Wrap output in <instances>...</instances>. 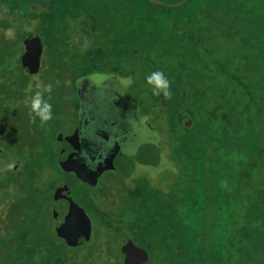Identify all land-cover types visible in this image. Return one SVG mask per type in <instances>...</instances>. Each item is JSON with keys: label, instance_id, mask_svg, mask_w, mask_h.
<instances>
[{"label": "trees", "instance_id": "16d2710c", "mask_svg": "<svg viewBox=\"0 0 264 264\" xmlns=\"http://www.w3.org/2000/svg\"><path fill=\"white\" fill-rule=\"evenodd\" d=\"M37 2L45 6L36 9L33 3ZM245 9L239 0H186L178 7L148 0H0V124L13 116L22 123L18 161L34 176L32 181L43 163L49 164L50 170L57 164L50 142L56 143L55 126L60 113L72 109L76 97L70 84L73 76L78 79L111 72L134 77L135 66H144L138 79L151 89L152 104L169 108L167 134L173 154L188 168L182 175L187 185L178 187L174 183L177 173L170 172L161 180L167 193H131L127 212L135 215V220L121 222L127 233L124 237L137 235L143 239L147 253L157 249L163 260L179 257L189 259L190 264H264V54L260 51L264 30L247 23L252 14ZM80 18H91L97 27L125 18L126 26L132 28L122 27L115 32L118 36L106 29L95 39L98 51L91 52L83 47V42L72 41L66 33L69 20L74 23ZM32 21L34 29L45 35L53 56L50 67L39 73V86L31 82L32 75L21 67L19 59L22 40L28 33L25 27ZM209 26L220 30V34H236L237 44L245 52L239 55L244 64L242 80L234 78L218 61H212L213 78L218 83L220 77L225 81L219 85L220 94L229 97L227 106H222L220 98L212 108L206 105V94L200 101L184 98L180 81L188 67L182 57L191 56V51L198 48L193 39L199 28ZM252 40L258 41L259 47L253 54L249 49L253 47ZM251 57L255 63L260 59L255 65V78L247 74L251 69L243 62L252 61ZM249 63L253 69L255 66ZM157 70L169 81L171 96L165 101L158 99L146 82V77ZM49 84L51 90L45 91L44 86ZM254 90L263 96L253 94ZM37 91L52 105L49 121L41 122L31 111V98ZM182 119H188L191 125L186 126ZM32 181L30 190L25 188L22 192L23 206L22 202L17 203L20 210L14 212L10 205L8 214L0 216V264L90 263L93 255L101 253L94 244L96 238L75 248L66 246L55 235L54 227L47 226L49 219L54 222L52 203L42 212L36 210L40 192ZM7 187L3 185L1 189ZM53 188L49 185L47 194ZM97 195L104 202L94 192L93 196ZM228 198L230 206L234 204L233 210L242 213L239 218L232 217L237 222L231 229L226 225L228 216L223 213L224 207L229 206ZM116 218V213L108 212L105 222L121 220ZM105 242L108 255L104 263L120 264L122 255L116 241ZM230 242L234 246L225 248Z\"/></svg>", "mask_w": 264, "mask_h": 264}, {"label": "rangeland", "instance_id": "374dc122", "mask_svg": "<svg viewBox=\"0 0 264 264\" xmlns=\"http://www.w3.org/2000/svg\"><path fill=\"white\" fill-rule=\"evenodd\" d=\"M164 2L165 4H174L179 2L178 0H160ZM240 4L244 6V9L247 8L252 15L248 17L247 23L251 25H259L264 30V0H239ZM34 7L36 9L43 8L45 5L44 3H33ZM145 9V8H142ZM147 9V7H146ZM246 10V9H245ZM1 14V13H0ZM130 17V16H129ZM123 21H122V20ZM200 20V18H199ZM201 21V20H200ZM72 21L69 20L70 25L67 27L66 33L71 37V40L82 44L86 40L87 47L86 50L88 51L90 49L91 52L98 51V49L95 48L96 42L95 39L101 35L102 32L106 31L108 29L109 33L116 34V31H119L122 27L125 26L127 30H130L132 28V25L126 26V19L125 18H118V22L115 24H109V25H102V27L99 25L98 27L93 23L91 18H80L76 22L71 23ZM35 21L30 22L25 27V31L27 32H34L38 35V37L41 40L43 50L41 55V62H40V69L39 72L36 75H32L31 82L34 83L36 86H39L40 79H41V70H45L46 67H50L51 62L53 61V56L51 55V50L48 49L45 35L41 32L39 29H34ZM223 28L222 26H220ZM209 29V31H208ZM207 27L206 28H199L197 32V37L193 39L194 41L198 43V48L195 50V48L191 51V56H183L181 61H185L188 63L186 74L182 73L180 77L181 86L184 90V98H186L189 101H193L194 99L196 101L202 100V96L206 94V105L212 108L215 101H218L220 98L223 100L222 106H227L229 97L228 94L225 95L226 98L223 96V94H220L219 85L220 83L225 84V81H223V77L219 78V83L215 81L213 68L214 66L211 64L213 60L218 61L221 63V65L225 68L226 71H228L234 78H238L239 80L244 79L243 74V66L242 60L239 58V55H244L245 52L239 48V45L237 44V36L236 34L232 32H226L224 34H220L221 31L214 27ZM122 30V29H121ZM11 34V32H10ZM118 36V34L114 35ZM121 37V36H119ZM262 38V35H260ZM192 40V39H191ZM192 40V41H193ZM253 45V47L249 48L253 52L256 50H259V47L257 45L258 41H250ZM195 47V46H194ZM261 54H264V46L263 48H260ZM140 53L141 52H137ZM252 61H243L246 62V68H250L251 71H248L247 74H249L251 77L256 76L255 70L257 68L255 59L253 57ZM249 62L253 63V66H255L253 69ZM260 63V59L258 60V64ZM185 68V66H183ZM142 70H144V66H135L134 69V77L132 76H123L121 77H129L130 80H133L132 85L134 88L128 89L127 93L125 94L128 101L132 102L141 112V114L145 115L147 117V124L154 128L155 131L160 135L163 146L156 150L155 144L153 142H148L147 145L144 147V151L148 153V157H150V160L155 161L157 158V152L163 151L166 155H168V159L170 162H172L173 167L176 170L177 179H175V182L178 187L183 188L187 185V180L183 179L182 175L184 172H187V169L185 165H183L181 162L179 163L177 157L175 154H173V147L172 143L169 142L167 130L169 128V124H166V115L168 114L169 108L167 106H163L162 104L154 105L152 104V100L150 98V91L145 83L141 81L140 78L142 73ZM99 74L104 75L105 79H107L106 83L111 82L109 78L117 77L114 75V73L111 72H97ZM262 73V72H260ZM98 75V74H95ZM119 75V74H117ZM51 75L48 76V80H50ZM119 77H117L118 79ZM77 80V77L72 78L70 81V84L72 86L73 92L75 94V82ZM124 84H127L128 79H122ZM42 81V80H41ZM83 83V82H82ZM133 83H136L134 85ZM69 84V82H68ZM102 80L100 81H94L92 84L90 82H84V87L93 89L90 92L91 94L97 93L96 89L101 90L103 87ZM101 85V86H100ZM253 94L257 96H263V93L259 94L255 90L253 91ZM96 96V94H95ZM157 98L161 101H165L167 98L163 96V94L157 95ZM74 107V111L76 112V101H73L72 108ZM224 108V107H223ZM222 109V108H221ZM217 111V110H216ZM72 111L69 109H64L62 113H60L56 128V137L60 134V140H64L67 135H71L73 133V128H70L75 119L74 116L71 114ZM74 112V113H75ZM216 114V112H215ZM183 120V119H182ZM15 116L11 118H7V120H2L0 124V149H3L2 154H0V216H3L4 214H8V210L10 208V205L12 207V210L14 212L19 211L20 209H17L18 206H20L19 202H24V194L22 193L25 188H29L30 190V183L32 181V178L34 176L31 175V173L28 170L23 169L21 163L18 160L19 156L17 153L19 149V142L21 141V134L23 130V126H21V122L16 121ZM186 121V119L183 120V122ZM191 125V122L189 121L188 126ZM58 143V142H57ZM55 145V147H54ZM53 145V141L50 142V148L53 152V155H56V152L58 150V147L56 146V143ZM212 148H215L213 146ZM14 160V161H13ZM16 160V161H15ZM49 160L53 162L52 155H49ZM48 160V163H49ZM40 161L38 165H40ZM56 164V163H55ZM54 166L53 170L47 168L49 164L43 163L39 168H41L37 173L38 177L32 181V185H35L40 192L38 194V201L39 207L36 209L39 212H42L41 209H44L47 205H50V196L49 193L47 194V191L49 190V185H58L59 183H66L73 191L74 189L77 190L78 196L81 195V197L77 196L78 201L82 204L83 210L86 213V215L89 217L91 221V227L96 228V232L94 233V229L91 230V239L94 240L95 246H99V249L101 250V253L99 255H93L92 260H90V263L86 264H105L104 260H107L108 253L106 252V240H109L110 242L116 241V247L118 249V242L120 238L127 235L125 232L123 224L121 222H130L131 220H135V215H132L131 213L127 212V197L131 195V193H136L138 191L140 192H147V190H150V188L145 184V181L143 178L138 177L136 180H139L137 182L142 183V186L139 187L140 184L137 185V187L133 189V186L130 187L128 182L129 171H131V167H126L125 164H119V172L112 173L108 172L107 174H104L101 176L100 180H97L98 183L94 185H98L97 188H100L102 190V194L104 196V202L101 201V198L94 195V189L95 188H89L85 185H82L79 183L78 179H75V176L71 173L65 172L62 169H60L59 166ZM121 165V166H120ZM56 167L59 168L56 169ZM138 168H136L137 170ZM113 169H109V171H112ZM162 172H166L163 171ZM168 173V172H167ZM170 173V172H169ZM162 174V173H161ZM157 174L155 179L153 181L155 182L158 175ZM173 174V173H172ZM171 175V173H170ZM98 179V177H97ZM141 180V181H140ZM152 181V182H153ZM173 184V183H172ZM3 185H8L7 188L1 189ZM93 185V186H94ZM169 186V185H168ZM173 187V185H171ZM139 187V188H138ZM80 189V190H79ZM153 191L156 192H163L167 193L168 188L166 185H162L159 187H153L151 188ZM28 190V191H29ZM151 191V190H150ZM96 192V189H95ZM28 193V192H27ZM20 194L22 195L21 198H19ZM101 194V195H102ZM134 195V194H133ZM30 199H33V195ZM35 199V198H34ZM19 200V201H18ZM77 202V200H75ZM229 201H231L228 198V203L226 201V204H229V206L224 207V214H227L228 219L226 222H228L226 225L232 228L233 222H237L232 217L236 216L239 218L242 216L241 211L238 209L236 211L233 210L234 204L230 206ZM102 202H103V208H102ZM34 206V205H33ZM54 206V205H53ZM21 207V206H20ZM52 208V206H51ZM50 208V212H51ZM192 210H196L194 207ZM56 211L60 212V215L64 214L61 212H64L62 209L61 204H56ZM109 215L112 213L117 214V218H120L121 220L106 223L105 218L106 215ZM222 213V214H223ZM92 216V217H91ZM226 216V217H227ZM116 218V219H117ZM62 219V216H60L57 221H51L50 219L47 221V226L50 228L51 226L54 227L56 224L55 222H58ZM117 223V224H116ZM96 224V225H95ZM116 228V229H114ZM53 229V228H52ZM100 229V230H99ZM230 229H228L230 231ZM228 232V236H229ZM128 237V236H127ZM130 238V237H128ZM134 244L145 250L142 246L143 239L138 238L137 235H133V238H130ZM88 244V243H86ZM90 246V245H89ZM234 246L233 243H229V245L225 244V248H232ZM91 251V250H88ZM146 251V250H145ZM147 252V251H146ZM87 253V252H86ZM114 254V253H113ZM148 258L150 260L145 264H190V260L187 258H179L174 257L172 259H162L160 258V254L157 249L148 250ZM68 256L71 258L73 256L72 250L68 252ZM122 264V257L121 261Z\"/></svg>", "mask_w": 264, "mask_h": 264}, {"label": "flooded vegetation", "instance_id": "af4514ba", "mask_svg": "<svg viewBox=\"0 0 264 264\" xmlns=\"http://www.w3.org/2000/svg\"><path fill=\"white\" fill-rule=\"evenodd\" d=\"M99 73H93L89 75H94ZM86 75V76H89ZM118 78V81L115 80V82L111 81L109 83H103V87L101 90L96 89L97 93L91 94L92 92L89 88L84 90V96L82 99L78 97L77 90L75 88V99L76 101V112L74 111V107L71 109V114L74 116V123L70 125V128H73V133L71 135H67L65 139L62 141V148L67 149L68 147L71 148L72 146L75 147L78 151L82 148H88L90 149L87 153L84 155V164L87 166L86 161L90 162L94 157L98 158L99 162L101 161V145L102 148L106 150L107 146L109 145L110 151H112V154L108 153V155H103L102 162H100L95 167V171L98 170L100 167L104 165V159H108L109 156H114V160L112 162L113 170H101L98 173V179L100 180L101 176L104 174H107L108 172L117 173L119 172V164L122 165L125 164L126 167H131V171H129V176L127 175V179L130 187L133 186L136 188L138 184L139 187L142 186V183L137 182L139 180H136L138 177H142L145 181L146 186L150 188L153 187H159L162 186L163 183H161V180L165 175L170 174L168 171L161 172L158 175L155 183H153L147 176L150 172L149 169H152L153 167L157 166L159 163L160 154L162 153L163 156L167 161L170 162L168 159V155L163 153V151L157 152V158L155 161H151L150 157H148V153L144 151V146L148 144L149 142V136L151 131L149 130L148 124H147V117L145 115L141 114L139 109L130 101L127 100L125 94L127 93L128 89L134 88L132 85V80L129 79V77H121L120 75L114 74ZM83 76V77H86ZM81 78V77H80ZM122 79H129L127 81V84H124L125 81H122ZM96 94V96H95ZM82 110V111H81ZM75 112V113H74ZM158 134V133H157ZM58 136V135H57ZM160 137V135L158 134ZM87 137L89 139L97 140L98 144L95 142H92L91 146H86L83 144L84 138ZM161 138V137H160ZM162 140V139H161ZM105 143V146L103 144ZM100 145V146H99ZM162 142V146H163ZM161 146V147H162ZM58 150L60 151V145L57 146ZM99 151L98 157L95 156V152ZM156 150H158L156 148ZM97 151V152H98ZM92 152L91 154H89ZM106 152V151H105ZM89 154V155H88ZM76 155H80L78 152ZM56 162H57V152H56ZM172 163V162H171ZM121 166V165H120ZM136 168H138L136 170ZM90 171V170H89ZM87 172V171H86ZM168 172V173H167ZM87 174V173H84ZM94 175V174H93ZM88 182H94L95 179L93 177L87 176L85 177ZM77 179V178H75ZM96 180V184L98 181ZM79 183L82 185H85L89 188H95L94 192L102 196L104 199V196L102 194V190L100 188H97L98 185L90 186L88 183L82 182L78 180ZM141 181V180H140ZM58 185H66V183H59ZM56 185L53 190L52 194L54 192V189L58 186ZM138 187V188H139ZM70 188V187H69ZM71 190V188H70ZM80 190V189H79ZM77 190H71V199L72 201L80 206L83 209L82 204L78 201ZM136 193H141L140 191ZM52 194H51V203L52 208L56 210V204H61L62 209L65 213L68 207V202H66L63 199H60L58 201L52 200ZM102 194V195H101ZM78 197H81L79 195ZM77 200V202L75 201ZM54 205V206H53ZM60 216V212H58V218ZM56 223V222H55ZM92 225V224H91Z\"/></svg>", "mask_w": 264, "mask_h": 264}, {"label": "water", "instance_id": "95a60500", "mask_svg": "<svg viewBox=\"0 0 264 264\" xmlns=\"http://www.w3.org/2000/svg\"><path fill=\"white\" fill-rule=\"evenodd\" d=\"M152 4L156 5H165L167 7H178L186 2V0H180L174 4H165L160 0H148ZM83 47H87L86 40L84 41ZM43 46L40 38L34 32H28L24 36L22 40V51L20 53L19 59L21 67L30 75H35L40 69L41 55H42ZM110 81L115 82L118 81L117 77L109 78ZM102 80L103 83L107 82L104 75H89L86 77L78 78L75 82V88L78 93V97L82 99L84 96V82H92ZM129 80V79H128ZM123 81V80H122ZM130 81V80H129ZM83 82V83H82ZM82 111V110H81ZM189 120L185 121V125L188 126ZM149 126V125H148ZM151 131L149 136V142H153L157 149H160L162 146V140L158 136L157 132L154 128L149 127ZM61 135V134H60ZM60 135L56 137V146L60 145V151H57V164L65 172L71 173L78 180L88 183L90 186H93L97 180L98 173L101 170H109L113 169L112 162L114 160V156H109L108 159H104V165L95 171V167L99 166L98 164L102 162L103 155H108V153L112 154L110 151L109 145L106 150L102 148L101 145V161L99 162L98 158H93L90 162L86 161L87 166L84 164V154L87 153L90 149L82 148L80 151L72 146L71 148L63 149L62 141L60 140ZM67 136V134H66ZM58 142V143H57ZM92 142L96 144L100 143L97 140L89 139L87 137L84 138L83 144L86 146H91ZM103 144V143H102ZM105 146V143L103 144ZM100 146V145H99ZM98 151V150H97ZM95 152V156L98 157L99 151ZM106 151V152H105ZM77 152L80 155H76ZM90 152L89 154H91ZM88 154V155H89ZM90 170V171H89ZM163 171H168L173 174L176 173L175 168L172 163L167 161L163 154H160L159 163L157 166L149 169L148 178L153 181L158 173H162ZM87 171V172H86ZM87 173V174H84ZM94 174V175H93ZM90 176L93 177L94 182H88L85 177ZM153 183H155L153 181ZM60 199L68 202V207L66 212L63 214L62 219L54 225V233L60 238L66 246L70 248H75L80 246L82 243L89 242L91 238V221L89 217L86 215L84 210L76 205L71 199V190L66 185H58L52 194V200L58 201ZM51 216L54 221L58 219V212L51 208ZM118 250L122 255V264H144L148 260V254L145 250L137 247L134 242L128 237H122L118 242Z\"/></svg>", "mask_w": 264, "mask_h": 264}, {"label": "clouds", "instance_id": "9594fccd", "mask_svg": "<svg viewBox=\"0 0 264 264\" xmlns=\"http://www.w3.org/2000/svg\"><path fill=\"white\" fill-rule=\"evenodd\" d=\"M146 82L152 86L154 95L163 94L166 98L171 96L169 81L161 71L157 70L150 73L146 77ZM44 90L50 91L51 85H45ZM30 108L35 117H39L41 122L52 119V105L43 99L40 91L35 92L32 96Z\"/></svg>", "mask_w": 264, "mask_h": 264}]
</instances>
